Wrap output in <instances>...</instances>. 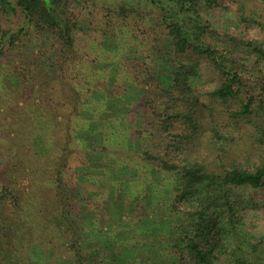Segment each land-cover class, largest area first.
Returning <instances> with one entry per match:
<instances>
[{
    "label": "trees",
    "instance_id": "1",
    "mask_svg": "<svg viewBox=\"0 0 264 264\" xmlns=\"http://www.w3.org/2000/svg\"><path fill=\"white\" fill-rule=\"evenodd\" d=\"M83 1L93 5L98 2L0 0V80L7 76L10 58L20 54L32 36H53L58 45V60L62 62L60 67L64 69L65 63L75 70L73 81L67 82L73 94L74 107L77 109L81 105L92 114L90 120L76 131H99L94 152L100 163H112L109 168L100 166L99 172L91 176L92 180L100 184L104 179L101 186L110 192L118 183L116 179L111 180L109 171L128 169L131 174L126 180L125 193L128 191L130 197H125V203H134L135 211L146 206L153 213L168 211L170 228L163 226L159 234L152 233L161 244L157 254L152 253V243L143 237L138 241L133 240L137 238L133 236L121 237L122 228L114 226V223L112 229L105 231L104 237L98 235L96 244L90 245L86 233L98 234L104 230L96 228L93 219L86 223L82 218L83 208L80 210L78 205H74L75 199L67 192L68 189L64 192L61 189V172L56 176V205L42 210L38 209L42 203L39 198L25 205L21 198L13 197L20 217L27 218L22 224L24 220L16 221L4 210L8 187L0 172V264H56L55 257L49 259L48 256L47 261L35 259L32 246L40 245L48 255L51 249L57 250L59 239L64 240L63 252L72 258L73 264H95L93 255L96 253L102 255L98 264H264L262 241H244L247 234L244 232L247 231L242 228V211L249 207L244 197L246 190H264V160L250 165L235 158L229 167L224 165L221 152L226 146L224 140L229 138L214 130L212 138L217 140L220 148L216 160L222 162L220 169H214L215 161L212 162L207 154H201V144L195 147L191 138L186 136L184 139V135L177 133V117H183L184 123L189 124L185 134L194 135L197 126L192 124L193 113L176 111L173 106L163 103L142 104L140 109L130 110V105L136 103L129 101L127 113L115 116L119 123L113 124V117L107 116V111L114 100L119 107L126 106L123 102L127 97L126 91L118 93L107 89L100 79L105 78L106 71L87 65L91 62L86 56H69L76 54L80 34L88 35L91 31V22L75 11V4ZM217 4L218 0H110L108 5H104L107 14L101 24V30L108 34L110 43H100L99 54L103 57H98L99 64L109 62L112 66L117 65L122 76L120 79L134 82L136 75L132 70L141 68V62H134L126 56L140 47L139 36L128 23L136 18L145 25L144 30L166 32L168 50L151 68L164 92L182 89L190 93L185 101L189 103L194 96L193 89L180 77L185 57L178 56L193 53L206 57L223 78L219 85L208 91V95L222 100L236 99L243 90L241 72L245 68L237 58L238 52L247 50L264 58V48L258 40L211 29L202 12ZM153 9L159 15H150ZM253 100L250 97L240 111L234 112V116L251 115ZM261 116L264 119L263 110ZM254 135L260 150L264 145V122H258ZM77 141L82 143L83 140L77 138ZM114 143L119 147L114 148ZM137 156L139 163L131 167ZM157 170L166 174L162 183H153L152 176ZM109 197L105 200L106 208L111 200L116 199L112 193ZM126 204L123 205L125 214L129 212ZM145 244V248H139Z\"/></svg>",
    "mask_w": 264,
    "mask_h": 264
},
{
    "label": "rangeland",
    "instance_id": "2",
    "mask_svg": "<svg viewBox=\"0 0 264 264\" xmlns=\"http://www.w3.org/2000/svg\"><path fill=\"white\" fill-rule=\"evenodd\" d=\"M109 3L110 0H98L96 5L89 1L75 4V11L81 13L92 25L88 35L80 34L81 41L76 54L69 56H86L91 62L87 65H91L95 70L101 68L106 71L105 78L100 79L107 89L118 93L126 91L127 97L123 100L126 106L119 107L115 100L109 106L107 116L113 117L111 122L119 123L115 116H124L127 113L129 101L136 103L130 105V110L138 109L142 104L149 106L163 103L173 106L176 111L193 113L192 124L197 126L194 135L185 134L189 124L184 123L183 117H177V133L184 135V139L186 136L191 138L195 147L201 144V154H207L212 162L215 161L214 169H220L222 163L219 158L216 160L220 148L219 144H216L217 140L212 138L214 130L219 131L222 137L229 138L224 140L226 146L221 152L224 165L229 167L235 158L243 159L250 165L264 160V145L259 150L260 144L255 141L254 135L258 122H264L261 116L262 110L264 112V102L263 107L260 106L261 101H264V58L247 50L238 52L237 58L245 67L241 72L243 90L236 99L222 100L208 95V91L223 81L208 59L193 53L178 56L185 57V66L181 69L180 77L192 86L194 94L189 103H185L190 93L182 89H175L171 93L164 92L151 70L157 58L164 57L162 55L168 50L165 30L152 33L144 30L145 25L136 18L129 20V28L139 36L140 44V47L128 52L126 56L134 62H141V68L132 70L136 75L134 82L120 79L122 76L117 65L112 66L109 62L99 64L98 57H103L99 54L100 43L109 42L108 34L101 30V24L107 14L104 5ZM218 3L202 12L211 29L258 40L264 48V0H218ZM149 13L152 16L159 15L155 9ZM57 48L53 36H32L22 52L10 58L7 76L0 80V172L8 187L4 210L10 213L8 216L14 220H24L23 224L27 218L20 217L19 211L14 207L13 197L21 198L25 205L31 204L34 198H39L42 203L38 209L42 210L56 205V176L61 172V189L63 192L68 189L67 192L75 199L74 205H78L80 210L83 208L82 218L86 223L93 219L96 228L102 227L104 230L98 234L86 233L90 245L96 244L98 235L104 237L105 231L112 229L114 223V226L122 228L121 237L133 236L137 237L133 239L137 241L143 237L148 243H152V253L157 254L161 244L152 233L159 234L163 226L165 229L170 228V214L164 210L153 213L149 206L140 207L135 211L134 203H125V197H130L128 191L125 193L126 180L131 174L128 169L116 168L109 171L111 180L116 179V182L120 183L114 185L110 192L104 191L101 186L104 179L100 184L92 180L91 176L99 172L100 166L109 168L112 163H100L94 152L99 131H76L79 126L90 120L92 114L81 105L75 109L73 94L67 84L73 81L75 70L70 64L64 63V69L60 67L62 62L58 60ZM86 67L91 70V67ZM250 97L254 99L252 114L247 117H235L234 112L240 111ZM77 138L82 139V143H78ZM114 145V148L119 147L118 143ZM134 158L136 159H133L131 167L139 163V157ZM165 176L164 172L157 170L152 176L153 183L164 182ZM111 193L116 199L111 200L112 202L109 200L106 208L105 200L110 199ZM245 193L249 207L242 211V228H245L247 232L244 234H247H240L244 235V241H262L261 246H264V190L248 189ZM124 204L129 205L127 214L124 213ZM147 214L149 215L146 217ZM63 242V239H59L57 250L51 249L48 255L43 247L33 245L32 256L41 261H47L48 256L49 259L55 257L56 264H73L72 258L63 252L66 246H63ZM146 246L147 244L141 245L139 248ZM93 256L95 264L102 259L99 253Z\"/></svg>",
    "mask_w": 264,
    "mask_h": 264
}]
</instances>
